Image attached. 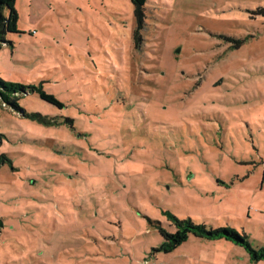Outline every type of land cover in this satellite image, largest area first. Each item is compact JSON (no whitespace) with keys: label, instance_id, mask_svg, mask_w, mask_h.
<instances>
[{"label":"rangeland","instance_id":"374dc122","mask_svg":"<svg viewBox=\"0 0 264 264\" xmlns=\"http://www.w3.org/2000/svg\"><path fill=\"white\" fill-rule=\"evenodd\" d=\"M14 8L0 76L64 107L2 108L0 264H264L224 238L158 251L156 226L264 247V0H147L140 28L131 0Z\"/></svg>","mask_w":264,"mask_h":264},{"label":"trees","instance_id":"16d2710c","mask_svg":"<svg viewBox=\"0 0 264 264\" xmlns=\"http://www.w3.org/2000/svg\"><path fill=\"white\" fill-rule=\"evenodd\" d=\"M147 0H131L133 5L136 7L135 12L139 22V28L143 22L142 9ZM15 0H0V48L4 44H12V42L7 38V29L9 24L15 26L17 21L16 10L14 8ZM9 9L11 16L7 17L4 10ZM139 28L135 31V37L139 32ZM38 90L40 97L45 101L64 107L63 102H61L54 94L47 92L43 87L36 85H26L19 82L5 80L0 76V117L1 111L4 105L12 109L21 110L19 105L18 95L26 93L28 91ZM26 116H31L32 118H39L42 121H46L44 116L40 113L33 112L24 114ZM7 161L11 164V160L6 157L5 154L0 155V168ZM169 218L172 219L175 230L170 231L165 228L162 224L157 223L159 232L164 237V241L158 247V251H163L165 253L175 250L178 246L188 241L190 235L206 239L224 238L226 240L232 241L241 247H244L250 256L252 261H264V247H254L250 242L248 235H243L237 229L231 227H224L219 229H207L205 224H197L192 219H180L176 216L168 213ZM4 227L3 220L0 219V231Z\"/></svg>","mask_w":264,"mask_h":264}]
</instances>
